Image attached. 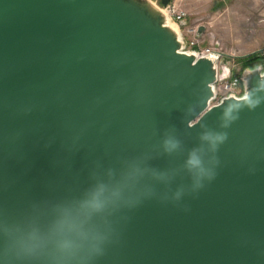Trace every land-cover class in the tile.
<instances>
[{"label":"water","instance_id":"water-1","mask_svg":"<svg viewBox=\"0 0 264 264\" xmlns=\"http://www.w3.org/2000/svg\"><path fill=\"white\" fill-rule=\"evenodd\" d=\"M171 1L0 0V264H264V65L209 108Z\"/></svg>","mask_w":264,"mask_h":264},{"label":"rangeland","instance_id":"rangeland-1","mask_svg":"<svg viewBox=\"0 0 264 264\" xmlns=\"http://www.w3.org/2000/svg\"><path fill=\"white\" fill-rule=\"evenodd\" d=\"M172 1L188 12L184 27L201 25L202 34L234 57L241 74L264 65V0ZM170 24L178 29L173 22Z\"/></svg>","mask_w":264,"mask_h":264},{"label":"built area","instance_id":"built-area-1","mask_svg":"<svg viewBox=\"0 0 264 264\" xmlns=\"http://www.w3.org/2000/svg\"><path fill=\"white\" fill-rule=\"evenodd\" d=\"M159 3L160 1L157 2V4ZM167 13L170 21L180 30L184 40L183 52L195 53L198 57H212L218 66L221 61L231 58V62L228 63L231 74L224 80H218L214 85V98L210 101L209 108L220 105L223 100L228 98H242L244 86L241 70L237 68L234 57L227 55L219 43L210 40L204 34L199 35L201 25L181 27L180 24L185 23L188 12L180 3L172 1L167 7Z\"/></svg>","mask_w":264,"mask_h":264},{"label":"clouds","instance_id":"clouds-1","mask_svg":"<svg viewBox=\"0 0 264 264\" xmlns=\"http://www.w3.org/2000/svg\"><path fill=\"white\" fill-rule=\"evenodd\" d=\"M205 139L209 140L213 145L215 144L216 141H222L223 136H216V137H211V136H205ZM65 226H68L69 228H75V225L70 221V220H65L63 221L60 225L57 226V230H62ZM41 241L43 242V237L36 235L35 233L32 234L29 237V240L27 241H22L21 243V248L25 252H32L34 251V245L31 243L32 241ZM80 249V245L75 244L71 241H62L58 244V250L60 252V258H59V264H66V262L73 257L76 256L77 252ZM98 250V249H97Z\"/></svg>","mask_w":264,"mask_h":264},{"label":"bare ground","instance_id":"bare-ground-1","mask_svg":"<svg viewBox=\"0 0 264 264\" xmlns=\"http://www.w3.org/2000/svg\"><path fill=\"white\" fill-rule=\"evenodd\" d=\"M174 30L178 32V29L176 27H174Z\"/></svg>","mask_w":264,"mask_h":264},{"label":"trees","instance_id":"trees-1","mask_svg":"<svg viewBox=\"0 0 264 264\" xmlns=\"http://www.w3.org/2000/svg\"><path fill=\"white\" fill-rule=\"evenodd\" d=\"M245 68H247V67H245Z\"/></svg>","mask_w":264,"mask_h":264}]
</instances>
